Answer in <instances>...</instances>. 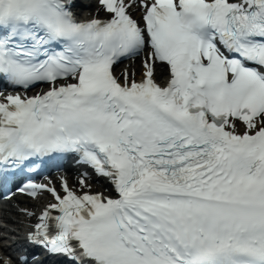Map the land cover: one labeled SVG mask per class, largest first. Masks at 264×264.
Segmentation results:
<instances>
[{"label": "snow or ice", "instance_id": "snow-or-ice-1", "mask_svg": "<svg viewBox=\"0 0 264 264\" xmlns=\"http://www.w3.org/2000/svg\"><path fill=\"white\" fill-rule=\"evenodd\" d=\"M0 84V192L53 197L18 209L50 264H264V0H0ZM68 155L79 191L29 177Z\"/></svg>", "mask_w": 264, "mask_h": 264}, {"label": "bare ground", "instance_id": "bare-ground-1", "mask_svg": "<svg viewBox=\"0 0 264 264\" xmlns=\"http://www.w3.org/2000/svg\"><path fill=\"white\" fill-rule=\"evenodd\" d=\"M162 70L159 68V69H157V73H158V75H157V77H159L161 74H162ZM16 202H19L20 201V199L19 198H17L16 200H15ZM6 216H7V221L9 222V219H11L12 218V215H10V214H6ZM16 218V220L18 221V223L16 224V229H19L21 226H22V221L18 218V217H15Z\"/></svg>", "mask_w": 264, "mask_h": 264}]
</instances>
